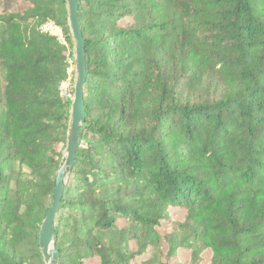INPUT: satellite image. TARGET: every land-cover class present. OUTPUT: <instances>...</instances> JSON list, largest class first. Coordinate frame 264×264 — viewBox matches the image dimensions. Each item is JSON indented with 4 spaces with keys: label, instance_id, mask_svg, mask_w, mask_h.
<instances>
[{
    "label": "trees",
    "instance_id": "trees-1",
    "mask_svg": "<svg viewBox=\"0 0 264 264\" xmlns=\"http://www.w3.org/2000/svg\"><path fill=\"white\" fill-rule=\"evenodd\" d=\"M77 5L86 80L59 264H264V0ZM67 18L65 0H0V264H44Z\"/></svg>",
    "mask_w": 264,
    "mask_h": 264
},
{
    "label": "water",
    "instance_id": "water-1",
    "mask_svg": "<svg viewBox=\"0 0 264 264\" xmlns=\"http://www.w3.org/2000/svg\"><path fill=\"white\" fill-rule=\"evenodd\" d=\"M68 13V25L73 42V60L75 81L73 98L69 109V126L67 143L63 152V159L56 171L52 191L51 206L45 211L38 231V249L44 264H59V253L54 246V227L69 171L72 168L76 150L79 144V127L83 119V89L86 80L84 41L78 19L77 0H65Z\"/></svg>",
    "mask_w": 264,
    "mask_h": 264
},
{
    "label": "rangeland",
    "instance_id": "rangeland-1",
    "mask_svg": "<svg viewBox=\"0 0 264 264\" xmlns=\"http://www.w3.org/2000/svg\"><path fill=\"white\" fill-rule=\"evenodd\" d=\"M43 31L44 32H48L52 35H54L55 37H57V39L61 40L64 42V39H63V36H62V33L60 31L59 28H57L56 26H54L53 24L51 23H47L44 27H43ZM65 43V42H64ZM72 54H73V49H72ZM71 60L73 61L74 63V60H73V55L71 57ZM73 69H74V66H73ZM74 81H75V73L72 72L70 74V78L68 79V81H66L64 83V85L61 86V92H62V96L64 97V99H68V100H72L73 98V87H74ZM171 213H174L173 214V221H178V222H181L183 221V215L181 214V212H171ZM161 232L164 234V233H167L169 232V229L167 228V225L164 224L161 228H160ZM166 251V248H164L163 250V254L165 253ZM159 254L160 253H156V257L159 258ZM147 257V256H146ZM145 257V258H146ZM162 258V257H161ZM178 258H180L181 261H184L185 258H186V253L183 252V253H180L178 255ZM163 259V258H162ZM205 262H203L202 264H206L207 263V258L204 257L203 258Z\"/></svg>",
    "mask_w": 264,
    "mask_h": 264
},
{
    "label": "built area",
    "instance_id": "built-area-1",
    "mask_svg": "<svg viewBox=\"0 0 264 264\" xmlns=\"http://www.w3.org/2000/svg\"><path fill=\"white\" fill-rule=\"evenodd\" d=\"M59 40V39H58ZM61 43H64L63 41H61V40H59ZM69 64H70V66H71V68L69 69V71H68V74H69V76H68V78L66 79V81H68V79L70 78V74L73 72V61L72 60H70L69 61ZM66 81H64L63 83H62V85H64V83L66 82ZM61 85V86H62ZM60 90H61V87H60ZM61 95H63L62 94V92H61Z\"/></svg>",
    "mask_w": 264,
    "mask_h": 264
}]
</instances>
